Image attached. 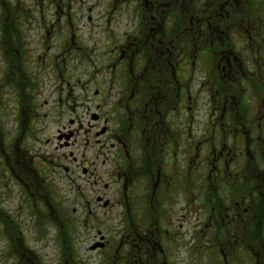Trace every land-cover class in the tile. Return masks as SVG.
<instances>
[{"label": "flooded vegetation", "instance_id": "flooded-vegetation-1", "mask_svg": "<svg viewBox=\"0 0 264 264\" xmlns=\"http://www.w3.org/2000/svg\"><path fill=\"white\" fill-rule=\"evenodd\" d=\"M0 13L13 16L0 21V221L14 264H199L202 237L203 264H264V0H13ZM25 27L60 48L33 56ZM203 53L217 93L204 141ZM51 230L44 263L30 242Z\"/></svg>", "mask_w": 264, "mask_h": 264}, {"label": "rangeland", "instance_id": "rangeland-1", "mask_svg": "<svg viewBox=\"0 0 264 264\" xmlns=\"http://www.w3.org/2000/svg\"><path fill=\"white\" fill-rule=\"evenodd\" d=\"M3 1L4 3L7 2L9 7L12 8V1L13 0H0V2ZM22 1H29V0H22ZM39 18L41 16H45V18L47 17V19L52 18L51 17V12H45V13H39ZM88 14L86 13L84 16H87ZM93 16V20H89L88 17H86V19L84 20V22H87L88 24L85 27H82L83 31L82 33L84 34V38L85 41L87 42L88 40H90L88 43V46L92 47V44L94 42H96L98 37H99V31L96 29H89L91 24H95L97 25V22L99 21V14L98 12H93L92 13ZM6 18V20H13V17H9V16H5L0 14V20L1 18ZM8 18V19H7ZM39 21V20H37ZM35 27V26H33ZM27 30V35L30 37L31 40V46L30 49L33 53V56H36L37 54L41 53V54H46L45 52L48 51L49 47H51L52 51H57L60 48V42L59 41H53V34L51 36V38L46 36V32L43 30H37V29H26ZM81 31H79L80 35H81ZM243 31L241 30L240 34ZM240 34L238 36H235V38H233V40H230V42L232 43V48L238 53L240 54L241 52L244 51V48L242 50L241 45H240ZM1 37V34H0ZM42 37L44 38V40H42ZM234 43V44H233ZM216 50H224L227 49V51L229 49H231L229 47V45H218L217 47H215ZM216 51V53H217ZM230 52H227L226 54L228 55ZM242 55V53H241ZM205 59V53L200 55L199 58V63H198V68H199V64L201 65V67L198 69L199 73L195 74V80L193 82V89H192V93L193 95L195 94V97L198 95V102L197 105L195 106V110H193V112H195V118H194V130H196V127H198V131H196V134L199 136V139H201L202 141H204L210 134V128L212 127L211 125L213 124L212 121V116H214V120L216 115L213 114V109L214 106L212 105V102L214 100V98L217 96V93L215 92V90L210 88V85H208V78L206 77L207 74V67L205 64H201L202 60ZM2 70V53L0 51V73ZM217 89V87L215 88ZM215 96V97H214ZM1 91H0V99H1ZM189 105V104H188ZM13 112V111H12ZM186 112V111H185ZM198 121V123H197ZM10 128L13 130L14 132V126H10ZM185 132H189L190 134V128H186L183 127ZM12 132V133H13ZM0 135H4L0 132ZM205 138V139H204ZM190 139L187 138L184 140V143L189 142ZM206 144L203 143L200 147V152L202 154V152L204 151V145ZM186 145V144H185ZM182 156H178V158H181ZM188 159V158H187ZM2 166V164L0 163V167ZM189 185V184H188ZM185 203V198L183 201V204ZM16 202L14 199H11L10 201L5 203V207L6 210L12 214V209L15 207ZM5 217V215L1 212L0 213V218ZM26 218H22L19 217V222L23 227V230L25 232L26 236H29V231H27V225L28 223L25 222ZM189 224V222L185 223V226H187ZM53 231H50V234H41L38 237V240L36 242V239L33 238V242H30L31 245H37V249L40 252V255L43 257V261L44 263H50V262H56L57 261V255H58V248L57 245L55 243L54 240H57V238L53 237ZM208 243L209 240L206 239V237H202V239L200 240V250L201 251H205L208 247ZM8 247V241L7 239L4 237V235L0 234V264H14V257H13V253L14 251L8 252L6 253V249ZM199 250V264H203V261L201 260V255L202 257H204L203 254L200 253Z\"/></svg>", "mask_w": 264, "mask_h": 264}, {"label": "trees", "instance_id": "trees-1", "mask_svg": "<svg viewBox=\"0 0 264 264\" xmlns=\"http://www.w3.org/2000/svg\"><path fill=\"white\" fill-rule=\"evenodd\" d=\"M3 32H4V30L2 28H0V33L3 34ZM22 37H23V35H22ZM23 39H24V37H23Z\"/></svg>", "mask_w": 264, "mask_h": 264}]
</instances>
